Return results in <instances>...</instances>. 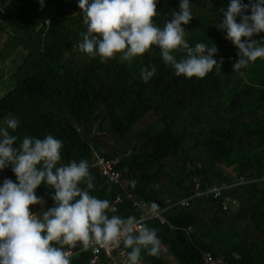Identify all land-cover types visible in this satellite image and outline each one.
<instances>
[{
  "label": "trees",
  "instance_id": "trees-1",
  "mask_svg": "<svg viewBox=\"0 0 264 264\" xmlns=\"http://www.w3.org/2000/svg\"><path fill=\"white\" fill-rule=\"evenodd\" d=\"M228 2L190 0L185 38L190 46L215 45L214 59H223L203 78L174 75L154 46L131 63L89 57L78 48L86 26L77 0H44L43 8L38 0H11L0 19V60L19 61L13 87L0 98V120H18L9 133L17 135V146L25 136L51 134L63 143L61 163L87 160L94 177L90 195L109 201V217L141 216L152 202L164 209L166 223H145L165 250L159 247L155 256L142 251L143 264H169L167 255L176 264H204L206 252L222 264H264V59L223 85L238 59L216 27ZM178 5L159 0L154 24L162 28ZM149 66L156 72L145 83L140 69ZM95 153L116 161L120 184L101 175ZM221 163L233 168L234 178ZM5 178L15 180L10 169L0 171V181ZM196 183L201 190L224 188L216 198L210 193L180 202ZM50 192L43 184L36 189L42 200L30 206L34 214L52 207ZM117 194L122 197L113 211ZM92 258L80 246L69 256L70 264H109L102 253Z\"/></svg>",
  "mask_w": 264,
  "mask_h": 264
},
{
  "label": "clouds",
  "instance_id": "clouds-1",
  "mask_svg": "<svg viewBox=\"0 0 264 264\" xmlns=\"http://www.w3.org/2000/svg\"><path fill=\"white\" fill-rule=\"evenodd\" d=\"M158 2L77 0L86 26L79 50L91 58L99 57L102 63L117 56L121 62L131 63L154 46L176 76L203 78L214 67L220 69L223 59L219 63L214 59L215 45L197 42L190 46L185 38L184 26L193 19L190 0H179L178 10L171 12L162 28L153 22ZM38 3L44 7V0ZM221 15L216 27L237 49L232 70L240 71L250 62L264 59V38H253L264 33V0H229ZM180 52L183 57L177 59L174 53ZM155 72L154 66L141 68L140 79L147 83ZM18 126L15 117L0 120V171L10 169L15 177L14 181H0V264H70L64 249L77 243L86 249L93 243L122 242L130 249L125 264H140L142 251L157 255V230L145 223L147 216L158 214L155 202L140 219L109 217V201L90 195L94 177L88 161L61 163L63 143L51 134L42 139L25 136L17 146V135L9 133ZM42 184L51 190L52 207L38 216L30 206L41 203L36 189ZM130 186L135 187V181Z\"/></svg>",
  "mask_w": 264,
  "mask_h": 264
},
{
  "label": "built area",
  "instance_id": "built-area-1",
  "mask_svg": "<svg viewBox=\"0 0 264 264\" xmlns=\"http://www.w3.org/2000/svg\"><path fill=\"white\" fill-rule=\"evenodd\" d=\"M10 1L11 0H0V19H1L2 15L6 12V9L9 6ZM229 59L232 61V57H230ZM94 164L97 166L101 175L103 177H105V179L109 183H111V184H120L121 183V172H120V170H118L116 168V161L115 160L108 159V158L104 157L103 155L95 153L94 154ZM223 188H224V185L223 186L213 185L212 187H210L206 190H201L199 188V185L196 183L194 185L193 193L191 194V196L182 199L180 202L187 205L189 202L188 201L189 198L195 197V196L207 195L210 193L212 194L213 197L216 198V197L220 196ZM127 195H128V197H131L130 193ZM121 197L122 196L120 194H117L115 196L114 201H113V205L111 207V209L113 211L116 208L115 207L116 204L121 201ZM226 201H223V203H222L223 208L227 207ZM232 202H234V200H232ZM135 205H139V203L135 202ZM149 211H150V208H147L141 216H138V217L133 216V217L136 219H140L142 216H145ZM163 211H164V209L158 210L157 215L147 216L146 220L151 219V220H157V221H159V223H166L167 221H166L165 216L163 215ZM79 246L81 249H85L79 243L75 249L79 248ZM75 249L71 248V249L66 250V252L70 256L73 253V250H75ZM86 249H90L91 253L93 255L91 262H94V260L97 259L98 255L100 253L104 254L105 257H107L109 259V264H125V262H126L127 250L124 247L122 242H120L118 244L117 243H111V244H107V245H103V246L100 244L93 243ZM140 264H143L142 261H140ZM204 264H222V260L221 259H214L209 252H206L204 255Z\"/></svg>",
  "mask_w": 264,
  "mask_h": 264
},
{
  "label": "rangeland",
  "instance_id": "rangeland-1",
  "mask_svg": "<svg viewBox=\"0 0 264 264\" xmlns=\"http://www.w3.org/2000/svg\"><path fill=\"white\" fill-rule=\"evenodd\" d=\"M5 35L0 33V47L2 44V41L4 39ZM17 58H9L6 60H0V98L13 87V72L16 69V66L18 64ZM243 69L240 71H234L231 75H229L227 78L224 79L223 85L225 87H228L231 85L234 79H236L237 76L242 74ZM221 168H223L232 178L235 176V172L233 168L227 167L224 163L219 164ZM162 250H165V247L160 246ZM167 259L169 261V264H176L175 259L167 255Z\"/></svg>",
  "mask_w": 264,
  "mask_h": 264
},
{
  "label": "water",
  "instance_id": "water-1",
  "mask_svg": "<svg viewBox=\"0 0 264 264\" xmlns=\"http://www.w3.org/2000/svg\"><path fill=\"white\" fill-rule=\"evenodd\" d=\"M77 245H78V243H77ZM77 245H76V247H77ZM76 247H73V249H75Z\"/></svg>",
  "mask_w": 264,
  "mask_h": 264
},
{
  "label": "crops",
  "instance_id": "crops-1",
  "mask_svg": "<svg viewBox=\"0 0 264 264\" xmlns=\"http://www.w3.org/2000/svg\"><path fill=\"white\" fill-rule=\"evenodd\" d=\"M162 246V245H159V247ZM164 247V246H163Z\"/></svg>",
  "mask_w": 264,
  "mask_h": 264
}]
</instances>
